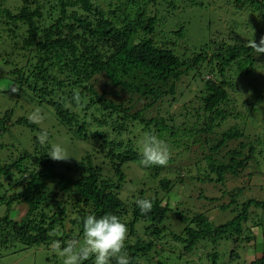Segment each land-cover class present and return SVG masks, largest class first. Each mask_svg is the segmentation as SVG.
<instances>
[{"label":"trees","instance_id":"1","mask_svg":"<svg viewBox=\"0 0 264 264\" xmlns=\"http://www.w3.org/2000/svg\"><path fill=\"white\" fill-rule=\"evenodd\" d=\"M232 1L234 22L211 24L207 39L192 45L181 39L182 25L163 28L161 12L181 9L175 0H0V78L17 85L15 91L0 85V95L46 108L41 115L52 126L93 141L94 150L71 164L53 161L50 137L38 140L49 129L12 108L0 111V201L7 211L26 205L19 220L0 217L1 246L59 240L63 247L84 238L89 214H114L127 225L133 264H197L201 241L240 239L250 207L264 210V200L240 198V183L251 189L256 155L264 151V55L247 46L264 36V0ZM77 90L79 106L72 99ZM19 127L31 129L29 144L5 140ZM147 132L165 140L169 161L186 160L184 168L121 198L125 164L141 161L134 144ZM195 174L211 185L230 184L219 209L235 205L226 222L214 225L204 212L169 203L173 184L184 186ZM203 195L197 198L213 199ZM139 198L152 200L151 212H140ZM170 216L180 226L167 223ZM209 254L213 262L218 257ZM248 264H264V253Z\"/></svg>","mask_w":264,"mask_h":264},{"label":"rangeland","instance_id":"2","mask_svg":"<svg viewBox=\"0 0 264 264\" xmlns=\"http://www.w3.org/2000/svg\"><path fill=\"white\" fill-rule=\"evenodd\" d=\"M175 1L177 2L176 4H181V9H178L177 11H170L169 9L170 12L167 11L169 13H166L165 9V11L163 10V12H161V14L165 13L164 23L167 27L166 28L163 25V28L166 29L165 31H169L172 29L169 28V26L179 27L182 25L184 35L181 39L184 41L188 39L192 45H197L201 41L207 39L208 33L206 30L211 24H221L220 28H225L228 24L234 22L233 19L237 18L232 12H229L230 5H234V1L232 0H221V3L220 0H199L201 6H189L185 4L183 0ZM0 85L10 90L17 88L15 82H13L8 76H2L0 78ZM177 105L178 104L175 103L171 110L173 111ZM10 108L14 110L16 115H25L27 117L34 110L38 109L40 113L46 110V108L43 107H35L30 102H23V98H18L15 94L5 96L0 95V111ZM39 126L43 129H49L48 137H50L49 140L51 145L60 144L71 156L69 160L58 161L59 163L71 164L72 162L79 160L85 151H88V153L94 151L92 145H90L93 141L90 140L88 143H85L84 141L86 139L70 135L67 128H59L60 126L57 125L56 127L52 126L51 119L48 117L43 118V122L40 123ZM30 136L31 129L19 127L18 129H15V131L12 130L9 137H5V140H13L16 143L21 142L23 145H27L32 139ZM123 138L125 139V137ZM142 138L143 137H136V142L134 139V145H137L140 153V141ZM99 140L100 139H96L94 143H97ZM86 148H88V150H86ZM5 153L6 151H4V154ZM170 154H172L171 150ZM97 160V158L94 159V161ZM185 161L186 160L184 159H180L179 161L174 159L169 161L167 166L163 167H144L140 164V161L126 163L125 165L127 166L125 172L127 175V183H125L120 189L119 196L125 198L127 195H130V193L135 190L134 187L139 183H153L163 177L176 176L175 170H178L181 166L184 168L182 164ZM254 162L257 166H254L252 169L256 171L253 185L250 186V190L246 191L247 184L241 182V186H238L244 187L245 191L241 193L240 198L264 200V151L256 155ZM104 164L99 160L98 165L102 167L103 173L106 176H111L112 174ZM184 172L187 171L184 169L183 173ZM183 173H179L178 175L183 177ZM191 173L194 175L193 169H191ZM154 174H156L155 179L153 178ZM149 176L152 177V181L148 180ZM197 177H200V174H195V177L191 179V182L184 186L180 182L173 184L170 188L172 192L169 203L172 206L178 205L181 209L204 212L208 215L210 221L214 225L226 222V219L231 218L234 214L230 210L235 208V205L231 204L225 212L220 211L219 209L221 205L228 203V199L223 196V191L230 190V184L226 182L227 184L216 183L211 185L196 180ZM202 192L204 195L213 197V199H207L204 197L197 198ZM240 198L238 196L237 199ZM25 212V203H15L12 208L7 211L5 204L0 201V217L8 213L11 218L19 220ZM247 218L248 219L244 221L243 225L248 227V229L243 231L239 240H234L233 238L221 239L218 240L217 243L201 241L198 245L199 250L194 255L195 259L199 256L197 264H248L261 257L264 253V210L251 206ZM175 222L177 221L171 216L167 220V223H174L177 225ZM177 226H180V224L178 223ZM248 236H253L250 242H247L246 240V237ZM78 241L82 244L83 237L78 239ZM211 251L214 253L217 252L218 255L214 262L212 261V255L209 254ZM0 264H62V258L47 245L40 244L27 247L21 243L14 242L8 244V246L0 245Z\"/></svg>","mask_w":264,"mask_h":264},{"label":"clouds","instance_id":"3","mask_svg":"<svg viewBox=\"0 0 264 264\" xmlns=\"http://www.w3.org/2000/svg\"><path fill=\"white\" fill-rule=\"evenodd\" d=\"M257 16L260 17L261 14L258 13ZM247 46L258 56L264 55V36L260 37L259 42L256 39L248 40ZM72 99L77 106L81 104L82 98L78 90L74 91ZM28 119L31 123L43 122V116L38 109L34 110ZM47 139L48 132L42 130L38 136L39 142L44 144ZM140 147L142 166H167L170 159L169 147L155 134L145 133L140 141ZM47 154L53 161H67L71 157L60 144L52 145ZM135 203L142 214L151 212L153 208L151 199L139 198ZM83 233L82 244L78 240H70L63 247L59 240L50 243V249L59 254L62 264H83L90 257L94 258V264H112L113 260L115 264H133L126 251L128 227L117 215L104 214L99 217L94 214L87 215L83 218Z\"/></svg>","mask_w":264,"mask_h":264}]
</instances>
